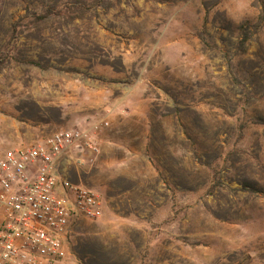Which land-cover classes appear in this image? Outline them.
Returning <instances> with one entry per match:
<instances>
[{
    "label": "rangeland",
    "instance_id": "1",
    "mask_svg": "<svg viewBox=\"0 0 264 264\" xmlns=\"http://www.w3.org/2000/svg\"><path fill=\"white\" fill-rule=\"evenodd\" d=\"M104 119L65 264H264V0H0V157Z\"/></svg>",
    "mask_w": 264,
    "mask_h": 264
},
{
    "label": "built area",
    "instance_id": "2",
    "mask_svg": "<svg viewBox=\"0 0 264 264\" xmlns=\"http://www.w3.org/2000/svg\"><path fill=\"white\" fill-rule=\"evenodd\" d=\"M108 126L55 132L0 157V264H65L76 229L102 217L100 197L65 176L72 155L97 152Z\"/></svg>",
    "mask_w": 264,
    "mask_h": 264
},
{
    "label": "trees",
    "instance_id": "3",
    "mask_svg": "<svg viewBox=\"0 0 264 264\" xmlns=\"http://www.w3.org/2000/svg\"><path fill=\"white\" fill-rule=\"evenodd\" d=\"M247 40V39H246ZM244 41H245V38H244V40L242 41V43H244Z\"/></svg>",
    "mask_w": 264,
    "mask_h": 264
}]
</instances>
